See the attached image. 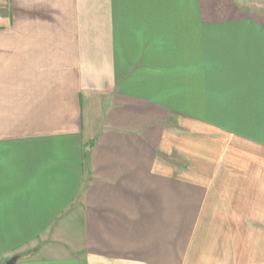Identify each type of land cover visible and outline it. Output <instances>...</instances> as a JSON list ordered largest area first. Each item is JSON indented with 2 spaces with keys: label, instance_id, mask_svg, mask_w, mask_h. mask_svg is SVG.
<instances>
[{
  "label": "crops",
  "instance_id": "obj_1",
  "mask_svg": "<svg viewBox=\"0 0 264 264\" xmlns=\"http://www.w3.org/2000/svg\"><path fill=\"white\" fill-rule=\"evenodd\" d=\"M264 264V13L243 0H0V264Z\"/></svg>",
  "mask_w": 264,
  "mask_h": 264
},
{
  "label": "rangeland",
  "instance_id": "obj_2",
  "mask_svg": "<svg viewBox=\"0 0 264 264\" xmlns=\"http://www.w3.org/2000/svg\"><path fill=\"white\" fill-rule=\"evenodd\" d=\"M243 3L251 10L264 13V0H243Z\"/></svg>",
  "mask_w": 264,
  "mask_h": 264
},
{
  "label": "water",
  "instance_id": "obj_3",
  "mask_svg": "<svg viewBox=\"0 0 264 264\" xmlns=\"http://www.w3.org/2000/svg\"><path fill=\"white\" fill-rule=\"evenodd\" d=\"M16 259H17V257L16 256H14V257H11L7 262H6V264H14L15 263V261H16Z\"/></svg>",
  "mask_w": 264,
  "mask_h": 264
}]
</instances>
